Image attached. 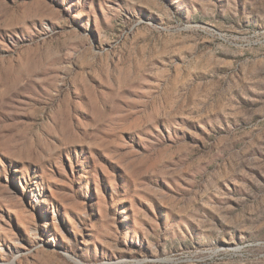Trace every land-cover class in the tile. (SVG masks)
I'll list each match as a JSON object with an SVG mask.
<instances>
[{
  "label": "rangeland",
  "instance_id": "obj_1",
  "mask_svg": "<svg viewBox=\"0 0 264 264\" xmlns=\"http://www.w3.org/2000/svg\"><path fill=\"white\" fill-rule=\"evenodd\" d=\"M0 264H264V0H0Z\"/></svg>",
  "mask_w": 264,
  "mask_h": 264
}]
</instances>
